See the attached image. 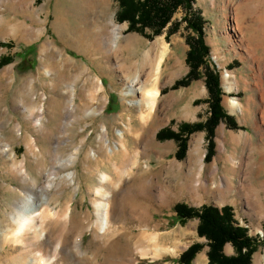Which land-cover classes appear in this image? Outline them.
Wrapping results in <instances>:
<instances>
[{
  "label": "rangeland",
  "instance_id": "obj_1",
  "mask_svg": "<svg viewBox=\"0 0 264 264\" xmlns=\"http://www.w3.org/2000/svg\"><path fill=\"white\" fill-rule=\"evenodd\" d=\"M96 1L100 10L95 9L93 20L102 19L101 8L108 7L123 26L116 51L78 33L59 35L55 16L59 12L65 18L71 0H0V132L14 157L0 150V233L4 234L0 264L6 257L29 251L16 242L12 217L33 185L42 190L49 185L46 194L52 212L70 207L74 220L85 225L94 221L95 204L107 202L102 195L110 192L108 202H118L111 221L120 230L121 256L135 248L126 243L125 233L136 238L143 229L153 233L157 225L163 236L186 233L179 245L169 246L173 255L154 261L138 255V264H196L198 259L210 264L211 245L199 234L200 219L180 221L175 207L228 206L237 226L254 240L250 264H264V0H191L189 10L179 9L159 35L150 29L129 31V23L118 20L119 0ZM65 21L72 24L74 17ZM77 40L92 41L84 45ZM192 42L202 65L194 72L197 75L188 77ZM155 55L162 56L161 94L148 123L143 121L146 132L139 143L144 142L137 146L140 175L125 184L102 187L100 179L108 174L109 164L88 154L98 147L100 134L114 151L109 155L118 153L120 141L136 145L125 130L139 107L128 105L131 99L123 96V90L130 77L142 72L145 78L146 59ZM225 72L230 74L227 83ZM211 73L222 93L220 107L233 119V124L219 121L212 133L206 128L211 117L206 82ZM73 99L75 112L69 109ZM233 99L245 113L231 111ZM96 108H102L96 116L86 115ZM38 119L41 125L36 128ZM104 126L107 133H102ZM118 130L125 133L119 135ZM196 138L197 150L190 161ZM70 159L71 167H58ZM22 170L28 180L19 174ZM133 205L148 209L149 218H134ZM92 235V231L84 234L83 251H96ZM192 246L199 248L188 261L180 262ZM103 251V255L108 252ZM222 253L238 255L232 242L224 245Z\"/></svg>",
  "mask_w": 264,
  "mask_h": 264
},
{
  "label": "bare ground",
  "instance_id": "obj_2",
  "mask_svg": "<svg viewBox=\"0 0 264 264\" xmlns=\"http://www.w3.org/2000/svg\"><path fill=\"white\" fill-rule=\"evenodd\" d=\"M71 3L72 5L69 7L70 9L66 10L67 12L64 14L66 17L69 15L74 17V22L72 24L66 23V17L64 18L60 16L62 14L59 12L55 16L54 26L61 37L66 36V34L69 33H74V35L78 33V35L80 34L85 37L95 38L96 40L93 41L99 42V44L103 47L108 46L113 51L120 48L119 39L123 32V26L116 23L115 17L109 13L108 7L101 8V12H103L102 19L93 20L92 16H95L96 10H100L96 0H71ZM91 25H93V27H91ZM62 41L63 43L66 42V40ZM77 41L84 43L92 40ZM80 49L85 51L84 48ZM164 52L165 51L163 49V53ZM146 60L147 65H145V63L144 65L148 68V72L145 74V78H141L142 72L140 74H136V76L134 75V77H130V79L125 82V89L123 90V96L131 99L128 102V105H138L139 107V114L135 117L130 116V123L126 124L127 129L125 130L127 137H131L136 145L133 147L129 146L126 140L120 141L119 146L117 147L118 153L113 155V149L106 147L102 140L104 136L100 134V137H98L100 140L98 147H96V149H92L93 153L88 154V156L91 157H89L90 159L95 157L94 160H103L104 163L106 162L109 164L107 170L108 172L106 171L108 174H103L102 179H100V185L102 187L112 188L117 184H125V180H132L131 178H133V175L134 179H136L138 177L135 178V175L140 173L137 168L139 169L140 167L139 158L141 154L139 151L140 149H138L137 146L143 144L144 142L143 140L142 143H139L141 140L140 137H142L141 135H144L143 131H145L143 121L144 123H148L147 121L151 117L152 111L156 107L158 97L161 94L158 84L160 79L162 56L160 57L155 55ZM46 74L47 72L45 75ZM229 78L230 74L225 72L223 76L224 82L227 83L226 81H229ZM100 89H102L101 85ZM227 90L231 91V88L227 87ZM41 101L42 99L40 102ZM36 102L39 103V99H36ZM70 104L71 106H69V109L76 111L74 99ZM96 109L86 115L96 116L102 108ZM230 109L232 112L238 111L245 113V109L241 107V104L236 99L230 101ZM41 112L42 106L39 110L40 115ZM121 116L122 119L126 117L124 115ZM34 123V127L39 128L41 120L38 119ZM104 132H108V129L105 126L102 129V133ZM125 132L123 130H118L119 135ZM150 136L152 135L150 134ZM147 137L149 136L147 135ZM5 142V136L0 132V150L4 154L9 153L6 155L10 159H13L14 157L13 153L10 152V146ZM197 142L198 138L194 139L192 143L190 161L194 160L193 157L194 152L197 150ZM109 152H112L110 153L112 155H109ZM73 163L74 160L70 159L69 161L60 162L58 167L69 168L73 165ZM201 163H203V160ZM19 174L21 176L23 175L22 178L24 181L28 180V176L24 170H22ZM69 178H71V176H69ZM50 179L53 178L51 177ZM134 179L133 181H135ZM48 182L50 183L52 181L48 180ZM49 188V185H46V187H44L45 190H42L33 185L32 189L29 190L27 198L17 203L16 213L12 217L13 224L16 227L15 240L17 243H22V247L29 248V251L27 252L28 255L23 254L20 257H6L3 259L2 264H138V255H140L139 257L144 260L151 258L154 261L171 253L169 246L179 245L180 237L184 236V231H174L172 234L163 236L159 231L160 229L158 228V225L155 227L154 231H152L153 233H149L148 229H143L144 231L136 236V238L130 236L128 233H125L126 243L128 245L132 243L135 248L126 256H121L118 253V248L119 245H121L122 240L121 242L120 240H117L120 235V230L114 228L111 221L113 215L117 214L116 209L118 208V202L113 200L108 202V199L111 197V195H109L110 192L108 194L105 192L102 195L105 197L107 202L95 204L94 221H88V224L86 225L81 222L83 224L82 225L77 223L71 216L70 207L59 213L52 212L50 209V200L46 194L47 191L49 192ZM101 192L103 193L102 190L99 193L101 194ZM38 195L40 199L36 198ZM122 208L125 213L127 206L124 205ZM147 212L148 209L140 207L139 205L132 208V213L135 215L134 218L137 217L141 221L149 218L147 217ZM89 231H92L93 243L96 245V251L93 252L87 250L83 251L81 247L83 236ZM3 235L0 233V236ZM25 235L30 236L25 238ZM7 237L8 235H6L3 239H9ZM29 243H31L32 247ZM103 250L108 251L106 255L102 254ZM102 257L104 260H102ZM199 260L200 259L197 260L196 264H200Z\"/></svg>",
  "mask_w": 264,
  "mask_h": 264
},
{
  "label": "trees",
  "instance_id": "obj_3",
  "mask_svg": "<svg viewBox=\"0 0 264 264\" xmlns=\"http://www.w3.org/2000/svg\"><path fill=\"white\" fill-rule=\"evenodd\" d=\"M120 12L118 20L129 23V31H143L150 29L154 35H159L172 21L174 14L179 10H189L191 0H119ZM191 67L188 77L202 65L200 58L196 56L195 44H190L187 58ZM194 73V74H193ZM197 75V74H195ZM207 88L211 97V117L208 120L209 132H213L219 121L225 120L233 124V119L227 117L220 107L221 90L219 82L213 73L207 75ZM184 82V81H183ZM186 83V82H184ZM175 211L183 221L196 217L201 221L199 234L210 241V264H250L251 254L254 252V240L249 237L247 230L237 226L232 208L225 206L222 209L204 206L200 209L187 208L182 204L175 207ZM232 242L238 253L235 257H227L222 253L224 245ZM199 246H192L180 257V262L195 253Z\"/></svg>",
  "mask_w": 264,
  "mask_h": 264
}]
</instances>
